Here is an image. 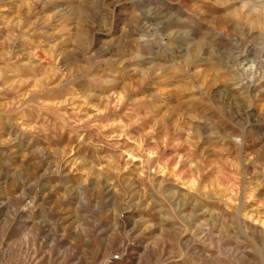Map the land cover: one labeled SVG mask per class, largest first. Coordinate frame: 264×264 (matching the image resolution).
<instances>
[{
  "label": "rangeland",
  "instance_id": "374dc122",
  "mask_svg": "<svg viewBox=\"0 0 264 264\" xmlns=\"http://www.w3.org/2000/svg\"><path fill=\"white\" fill-rule=\"evenodd\" d=\"M0 264H264V0H0Z\"/></svg>",
  "mask_w": 264,
  "mask_h": 264
}]
</instances>
